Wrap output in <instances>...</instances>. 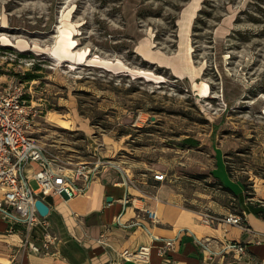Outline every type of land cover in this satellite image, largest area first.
I'll return each instance as SVG.
<instances>
[{"label":"rangeland","instance_id":"obj_1","mask_svg":"<svg viewBox=\"0 0 264 264\" xmlns=\"http://www.w3.org/2000/svg\"><path fill=\"white\" fill-rule=\"evenodd\" d=\"M194 6L187 32L185 16ZM69 30L74 46L56 60L52 50ZM2 35L31 45L19 50L0 39V85L23 81L40 111L32 135L44 146L75 163L90 158L91 139L103 149L107 137L122 144L110 155L122 159L121 166L140 161L156 168L182 151L185 136L205 137L214 122L241 121L246 137L226 160L230 172L253 175L246 190L258 194L264 183L258 180L264 165L254 162L264 152V0H0ZM84 49L85 60L77 62L74 55ZM150 49L172 66L186 55L198 77L180 78L146 59ZM93 57L126 68L90 64ZM25 72L40 77L26 81ZM201 80L209 96L198 95L195 81ZM53 116L70 128L49 120ZM198 143L199 170L189 175L205 189L212 185L211 163L207 146ZM31 171L26 176L36 188Z\"/></svg>","mask_w":264,"mask_h":264},{"label":"crops","instance_id":"obj_2","mask_svg":"<svg viewBox=\"0 0 264 264\" xmlns=\"http://www.w3.org/2000/svg\"><path fill=\"white\" fill-rule=\"evenodd\" d=\"M180 49L184 53L185 48ZM181 53L184 63L179 66L158 61L151 49L145 58L172 71L175 69L174 75L180 78H197L196 67ZM245 135L244 122H214L205 137L185 136L182 151L156 168L140 161L121 166L122 159L110 156L120 149L121 143L113 141V144L106 137L103 140L106 145L103 142L104 148L100 149L97 138L91 139L92 155L86 160L102 158L112 162L101 167L83 195L71 199L43 196L49 207V230L55 237L51 252L38 254L24 249L21 246L24 225L16 224L14 230L9 231V221L0 215V264H264V206L258 202L264 200V183L255 188L258 194L248 196L246 183L253 175L247 177L246 170L230 172L226 160L231 152L239 153ZM198 141L207 146L211 163L207 180L212 185L205 189H199L197 180L189 175L199 170L197 161L202 151L198 150ZM261 155L264 156V152ZM260 156H256L254 162L263 166L264 157ZM162 159L168 157L165 155ZM34 167V164L28 165L25 173ZM156 172L163 173L165 179H154ZM258 180L264 181L263 178ZM138 207L154 211L156 220H150ZM202 212L218 216L237 212L252 232L224 222L203 224ZM136 218L141 224L124 225ZM41 232L40 227L34 228L32 237L38 240ZM152 236L173 239L175 246L161 256L157 252L160 241H153ZM206 239L209 251L201 243ZM227 241L242 243L247 253L235 257L231 252H222V244ZM140 245L151 246L147 263L121 256L122 250L136 249Z\"/></svg>","mask_w":264,"mask_h":264},{"label":"built area","instance_id":"obj_3","mask_svg":"<svg viewBox=\"0 0 264 264\" xmlns=\"http://www.w3.org/2000/svg\"><path fill=\"white\" fill-rule=\"evenodd\" d=\"M40 111L34 102L28 98L23 81L11 79L0 85V215L10 223L9 231L16 224L25 227L22 247L38 254L51 252L55 237L49 230L47 215L42 216L35 207V200H43V196L53 195L71 199L86 193L91 182L98 175L101 167L110 164L111 160L91 158L72 162L60 152L44 146L32 135V128L37 124ZM34 164L32 179L36 188L30 184L26 176L27 165ZM156 180H164L161 172L153 174ZM44 201V200H43ZM127 202V200H125ZM264 206V200H258ZM138 210L147 217L156 220L155 212L149 208ZM139 217V216H138ZM200 220L203 224L214 225L217 222L236 225L252 232L244 224L241 214L230 212L218 216L210 212H202ZM141 224L139 218L124 225L133 227ZM42 229L38 240L32 237L34 228ZM159 240L158 254L166 255L168 249H173L175 240L152 236ZM203 247L209 251L208 240H201ZM222 252H231L235 257L247 253L244 245L237 241H227L222 244ZM151 253L150 245H140L136 249H124L121 256L124 259L147 263Z\"/></svg>","mask_w":264,"mask_h":264},{"label":"bare ground","instance_id":"obj_4","mask_svg":"<svg viewBox=\"0 0 264 264\" xmlns=\"http://www.w3.org/2000/svg\"><path fill=\"white\" fill-rule=\"evenodd\" d=\"M194 8H195V6L193 7V9H191L192 11H189V13L185 16L187 19V22L184 24V27L187 30V32L189 29V22H190V21L188 22V18L190 16H192ZM70 36H71V31L69 30L68 32H66V34L63 35V38H61V40H62L61 46L57 45L52 50L51 54L56 60H60V54H62V53H69V55H70V51L74 46V40H72L70 38ZM0 39L2 40L3 44L15 46L19 50H26V49L31 48V45L25 39H16L15 40V39L8 37L7 35H2L0 37ZM34 47H37V46H33V48ZM40 50H42V49H40ZM186 53L187 54L190 53V46L189 45L186 49ZM87 54H88V51L86 49L79 51L76 55H74V56H76L75 60L77 62H83L85 60V57L87 56ZM90 64L101 66V67H104V68L109 69V70H119V69L122 70V69L126 68L122 64H119V63L117 64V63L111 62L109 60L98 59L95 57H93L90 60ZM195 86L197 88L198 94H200L203 97L209 96L210 89H209L207 82L202 80L200 82H196ZM49 120L57 122L62 127L70 128V122L66 119H62V118L58 119L56 116H53V117H50Z\"/></svg>","mask_w":264,"mask_h":264},{"label":"water","instance_id":"obj_5","mask_svg":"<svg viewBox=\"0 0 264 264\" xmlns=\"http://www.w3.org/2000/svg\"><path fill=\"white\" fill-rule=\"evenodd\" d=\"M110 199V198H108ZM35 207L38 210V212L42 215L45 216L48 214L49 207L48 205L41 199H36L35 200Z\"/></svg>","mask_w":264,"mask_h":264},{"label":"trees","instance_id":"obj_6","mask_svg":"<svg viewBox=\"0 0 264 264\" xmlns=\"http://www.w3.org/2000/svg\"><path fill=\"white\" fill-rule=\"evenodd\" d=\"M200 13H201V10H200ZM19 55L20 56H26L25 54H22V53H20ZM159 69H160V67L157 68V70H159ZM37 77H40V75L39 74L32 73V72H25L23 74L22 79H24V80H32V79H35ZM257 213H260V211H257Z\"/></svg>","mask_w":264,"mask_h":264}]
</instances>
